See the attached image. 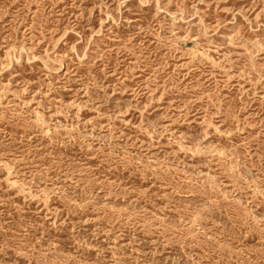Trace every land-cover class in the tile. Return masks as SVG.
<instances>
[{"label":"rangeland","instance_id":"obj_1","mask_svg":"<svg viewBox=\"0 0 264 264\" xmlns=\"http://www.w3.org/2000/svg\"><path fill=\"white\" fill-rule=\"evenodd\" d=\"M0 264H264V0H0Z\"/></svg>","mask_w":264,"mask_h":264}]
</instances>
